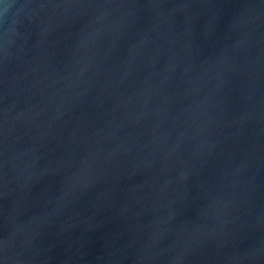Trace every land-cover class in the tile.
I'll return each instance as SVG.
<instances>
[{
  "label": "water",
  "instance_id": "obj_1",
  "mask_svg": "<svg viewBox=\"0 0 264 264\" xmlns=\"http://www.w3.org/2000/svg\"><path fill=\"white\" fill-rule=\"evenodd\" d=\"M0 264H264V0H0Z\"/></svg>",
  "mask_w": 264,
  "mask_h": 264
}]
</instances>
